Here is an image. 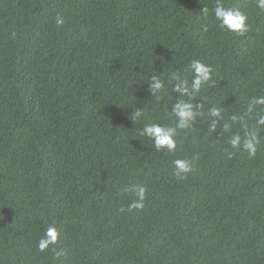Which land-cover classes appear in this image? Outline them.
Returning a JSON list of instances; mask_svg holds the SVG:
<instances>
[{"label":"trees","instance_id":"16d2710c","mask_svg":"<svg viewBox=\"0 0 264 264\" xmlns=\"http://www.w3.org/2000/svg\"><path fill=\"white\" fill-rule=\"evenodd\" d=\"M217 2L0 0V264H264V10L219 0L240 34ZM149 124L176 130L173 151Z\"/></svg>","mask_w":264,"mask_h":264},{"label":"clouds","instance_id":"9594fccd","mask_svg":"<svg viewBox=\"0 0 264 264\" xmlns=\"http://www.w3.org/2000/svg\"><path fill=\"white\" fill-rule=\"evenodd\" d=\"M257 7L261 10H264V0H257ZM204 12H207V9H203ZM215 18L219 21L222 28H226L229 31L237 32L243 34L248 30L247 18L237 9L225 8L218 0L217 5L214 9ZM56 23L61 25L64 23V20L60 17L57 18ZM192 69L194 72V77L192 80V86L195 90L200 91L202 85L207 84L211 80L212 69L196 61L192 64ZM155 81L153 84L154 88H160L162 86L161 82L157 78H153ZM186 82V81H185ZM179 90V86L178 89ZM264 102V101H261ZM213 114H218L217 109L212 110ZM175 113L180 117V128H184L187 125L189 120L195 118L196 113L191 110V106L183 102L178 103L175 108ZM141 112L137 111L135 117L139 118ZM264 123V119L260 121ZM144 134L152 138L154 141L155 148L159 150H167L169 152L173 151L176 147L175 136L176 130L174 128H169L161 126L159 124H149L144 127ZM239 142V138L232 140L231 143L235 147ZM257 144L258 140L255 137L245 142L244 147L249 153V157H255L257 153ZM176 166V176L178 178H183L184 175L192 171V165L189 161L176 160L174 161ZM137 199L129 205V210L131 209H141L144 207V201L146 199L147 189L144 186H137L136 189ZM57 240V233L55 229H49L47 232V238L42 239L40 242V249L44 250L49 246V244L55 243Z\"/></svg>","mask_w":264,"mask_h":264}]
</instances>
